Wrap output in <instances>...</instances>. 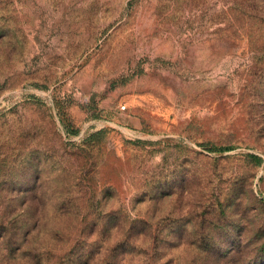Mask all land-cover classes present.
<instances>
[{
	"label": "rangeland",
	"instance_id": "1",
	"mask_svg": "<svg viewBox=\"0 0 264 264\" xmlns=\"http://www.w3.org/2000/svg\"><path fill=\"white\" fill-rule=\"evenodd\" d=\"M1 233L0 264L260 248L264 0H0Z\"/></svg>",
	"mask_w": 264,
	"mask_h": 264
},
{
	"label": "trees",
	"instance_id": "2",
	"mask_svg": "<svg viewBox=\"0 0 264 264\" xmlns=\"http://www.w3.org/2000/svg\"><path fill=\"white\" fill-rule=\"evenodd\" d=\"M134 227V225L129 226V238L120 246L121 252L131 247L134 248V245L141 246L144 244L143 242L135 243L136 241L133 240L134 237H130L133 236L132 230L135 229ZM4 233L8 234V232ZM4 233L0 234V239L2 240L7 237ZM151 240L153 242L156 256L158 257V254L161 255V252L164 250L162 259L168 257L170 264H174L176 257L172 251L184 244L196 245L197 249L203 252V258H201L202 264H264V243L260 248H255L252 241L244 242L245 240L243 239L235 240V238L232 239L225 233L211 238H207L204 235L198 238H188L187 236L182 235L167 238L152 237ZM226 245L230 246L228 247L229 250L223 252V247ZM23 253L24 252L20 254ZM28 258L30 257L28 256ZM2 259L5 261L6 257L3 258L2 256ZM122 261H125V258H121L120 256V262ZM196 261L197 260L193 259L189 264H195Z\"/></svg>",
	"mask_w": 264,
	"mask_h": 264
}]
</instances>
